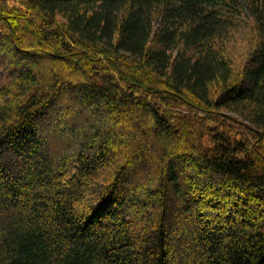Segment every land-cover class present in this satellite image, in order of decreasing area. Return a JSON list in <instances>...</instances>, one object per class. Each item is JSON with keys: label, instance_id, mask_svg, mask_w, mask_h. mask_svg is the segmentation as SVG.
Here are the masks:
<instances>
[{"label": "trees", "instance_id": "obj_1", "mask_svg": "<svg viewBox=\"0 0 264 264\" xmlns=\"http://www.w3.org/2000/svg\"><path fill=\"white\" fill-rule=\"evenodd\" d=\"M0 264H264V0H0Z\"/></svg>", "mask_w": 264, "mask_h": 264}, {"label": "rangeland", "instance_id": "obj_2", "mask_svg": "<svg viewBox=\"0 0 264 264\" xmlns=\"http://www.w3.org/2000/svg\"><path fill=\"white\" fill-rule=\"evenodd\" d=\"M242 3H245V0H240ZM2 78H3V75H2V73H0V81L2 80Z\"/></svg>", "mask_w": 264, "mask_h": 264}]
</instances>
